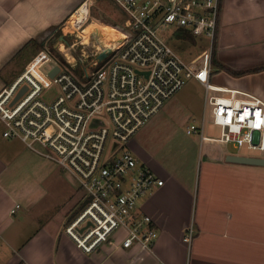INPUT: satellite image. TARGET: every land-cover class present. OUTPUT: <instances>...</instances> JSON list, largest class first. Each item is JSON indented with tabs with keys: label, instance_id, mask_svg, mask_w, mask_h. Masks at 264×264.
<instances>
[{
	"label": "built area",
	"instance_id": "1",
	"mask_svg": "<svg viewBox=\"0 0 264 264\" xmlns=\"http://www.w3.org/2000/svg\"><path fill=\"white\" fill-rule=\"evenodd\" d=\"M112 1L125 19L124 29L114 27L121 36L107 44L101 33H86L89 4L87 20L70 22L73 33L64 31L75 39L73 47L63 35L55 47L63 59L44 50L0 90V122L5 139L22 141L55 166L53 180L63 206L80 196L65 226L79 249L91 255L114 247L123 235L122 249L152 253L159 234L140 204L164 181L140 164L129 143L194 82L205 88L220 135L205 136L204 121L201 127L189 126L186 134L264 152V101L211 82L222 0ZM180 31L209 41L191 63L169 44V39L185 41L177 37ZM78 46L84 59L77 61L72 53ZM47 62L52 67L44 73L40 68ZM194 238L189 227L184 241Z\"/></svg>",
	"mask_w": 264,
	"mask_h": 264
},
{
	"label": "crops",
	"instance_id": "2",
	"mask_svg": "<svg viewBox=\"0 0 264 264\" xmlns=\"http://www.w3.org/2000/svg\"><path fill=\"white\" fill-rule=\"evenodd\" d=\"M86 1L87 6L93 3L0 0V90L31 64L21 69L18 61L49 23L72 17ZM214 48L212 84L264 101V0H222ZM189 89L201 92V110L176 119L187 128L201 127L204 121L207 136L210 107L205 88L193 82ZM193 94L174 98L167 114L158 115L132 140L166 172L159 175L143 164L164 181L140 204L159 234L152 253L139 247L124 250L118 238L114 247L91 255L79 249L65 226L78 210L80 196L63 206L53 180L55 166L22 141L5 139L0 122V264H264V167L228 161L229 156L251 155L239 154L233 145L203 140L199 134L173 130L174 136L162 138V126L182 105L191 100L197 106ZM189 227L195 232L190 244L184 241Z\"/></svg>",
	"mask_w": 264,
	"mask_h": 264
},
{
	"label": "rangeland",
	"instance_id": "3",
	"mask_svg": "<svg viewBox=\"0 0 264 264\" xmlns=\"http://www.w3.org/2000/svg\"><path fill=\"white\" fill-rule=\"evenodd\" d=\"M89 4L91 5L90 6V16H89V23L87 24L88 28L86 29V33H91L92 31H95L94 32L95 35L98 36L100 34V32L98 31H103L104 35L109 36L108 40L113 39L115 36L119 38L120 36L115 33L117 31L114 30V27H117V28L119 27V29H124L123 24L125 22V19L123 18V15L120 12L119 8L116 6V4L112 0H93V3L89 2ZM69 17H67L65 20L55 19L54 22L49 23V25L46 27L47 30L42 32V34L39 37H37L36 40L33 42V45L30 48H28L27 51L20 57L18 62L22 61L21 63L22 65H19L21 69L26 67L28 62L31 61L32 63V61L37 57V55L40 52H42V50L43 51L47 49L51 50L52 46L54 48L58 46L59 41H60L59 36H62V35L64 36L65 30L66 31L71 30L73 33L71 23L74 22V20H71V18ZM92 22H94L93 25H92ZM64 37H65L64 41H66L65 43L72 48L75 43V39L66 37V36ZM103 39L104 38L102 37V40ZM169 44L184 62L191 63L196 57H198L202 53L204 48H208L209 41L206 38L197 39L196 42H192L188 40L180 41L176 39H169ZM90 46L91 48H93V45H90ZM72 54L77 56V61H78V58L84 59V57L81 56L82 52H81L80 46H78L77 49L74 50ZM85 64H87V61ZM19 66L16 67L17 71H20ZM51 67H52L51 62H47L41 66L40 70L44 73H47ZM16 74L17 73L8 77L9 78L8 82H10L16 76ZM189 88H190V85H188L180 94L182 96L186 93H194L193 95H195V99L199 101L196 104L197 106L192 104L193 102L191 100L190 102L192 103L187 101L184 105H182V107L175 113L176 115H173L174 117L172 116L169 119V121H167L166 125L162 126L163 127V134H162L163 139L166 138L168 135L174 136L173 130H179L180 132H183L185 135H187L186 130H187L188 124H186V122H181V119L177 120L176 118H182V117L189 116V115L196 116L197 111L201 110V106H200V102L202 100L201 92L198 90L191 91ZM180 94L178 96H180ZM169 109H170V105H168V107L165 108L159 114V116L166 115ZM210 112L211 110L209 109L205 117L206 135L209 137L216 138L220 134V129L214 125L213 118H212V115H210ZM168 117L169 115L166 117V119ZM157 145L158 144H156L155 146ZM128 146H129V149L132 150L136 158L139 160L140 164H145L153 168L159 175L166 174L164 167L160 165L158 160L153 155H149V153L145 150V148L141 144L136 143V141L134 140V141H131ZM238 153L245 154V155H251V156H259V157L264 156V152H259L257 150H251V149H248L247 147L240 148ZM118 239L120 240L122 239V237L119 236Z\"/></svg>",
	"mask_w": 264,
	"mask_h": 264
},
{
	"label": "water",
	"instance_id": "4",
	"mask_svg": "<svg viewBox=\"0 0 264 264\" xmlns=\"http://www.w3.org/2000/svg\"><path fill=\"white\" fill-rule=\"evenodd\" d=\"M106 54L100 55V59L105 58ZM59 71V67H56L51 73L50 77H53L56 72ZM228 161L238 164L251 165V166H262L264 167V158L251 157V156H229Z\"/></svg>",
	"mask_w": 264,
	"mask_h": 264
},
{
	"label": "bare ground",
	"instance_id": "5",
	"mask_svg": "<svg viewBox=\"0 0 264 264\" xmlns=\"http://www.w3.org/2000/svg\"><path fill=\"white\" fill-rule=\"evenodd\" d=\"M86 4V5H85ZM84 6L87 7V10H85L84 8H82ZM82 8V9H81ZM81 9V10H80ZM80 10V11H79ZM79 10L76 12V14L71 18V20H79L80 22H84L87 20L88 18V13H89V9H88V6H87V3H84L82 4V6L79 8ZM117 35L121 36L118 32H115ZM103 38L104 40L106 41V43L108 44L109 43V40L107 37H105V35H103Z\"/></svg>",
	"mask_w": 264,
	"mask_h": 264
},
{
	"label": "trees",
	"instance_id": "6",
	"mask_svg": "<svg viewBox=\"0 0 264 264\" xmlns=\"http://www.w3.org/2000/svg\"><path fill=\"white\" fill-rule=\"evenodd\" d=\"M178 38H180V39H185V40H188V41H192V42H195V37L194 36H192L191 34H189L188 32H186V31H180L179 33H178V36H177ZM59 38H61V36H59ZM54 49V50H53ZM51 51H52V54H54L56 57H58L59 59H63L62 57H61V54L59 53V51H58V49L57 48H54L53 46H52V48H51ZM213 54H215V48H214V53ZM74 73L76 74L77 73V71H74Z\"/></svg>",
	"mask_w": 264,
	"mask_h": 264
}]
</instances>
